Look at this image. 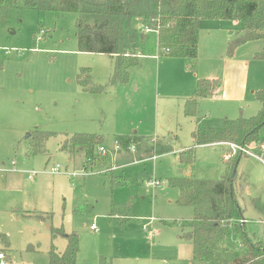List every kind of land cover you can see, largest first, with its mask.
<instances>
[{
  "label": "rangeland",
  "instance_id": "374dc122",
  "mask_svg": "<svg viewBox=\"0 0 264 264\" xmlns=\"http://www.w3.org/2000/svg\"><path fill=\"white\" fill-rule=\"evenodd\" d=\"M23 1L15 0L0 26V249L6 248L3 252L16 264H48L51 243L62 252L64 235L75 233L76 264H224L241 255L244 249L231 227L219 261L192 262L191 245L179 235L187 230L193 209L176 202L178 191L168 180L218 179L227 163L237 160L239 154L224 160L227 148L211 143L195 146L192 163L179 161L180 151L193 145V119L184 115L183 103L199 78H217L224 96L200 99L207 125L219 131L223 118L256 114L260 105L254 93L264 89V60L254 58L261 41L228 53L240 24L207 20L191 66L183 57L159 54L156 33L150 32L127 82L112 85L114 59L78 50L76 14L40 12ZM81 67H89L104 90H83L76 80ZM35 129L55 133L43 140ZM134 132L166 142L171 150L141 160L123 150L116 153L115 136ZM259 132L264 135V125ZM76 133L102 136L93 165L83 166L82 152L71 157L60 150L59 144ZM31 145L37 147L33 153ZM247 146L257 157H239L235 193L251 220L247 227L264 242V213L252 202H264V141ZM56 164L61 172H44ZM29 171L37 172L33 179ZM115 179L120 184H113ZM149 179L159 183L146 185ZM129 200L130 219L120 225L112 204ZM50 227L64 234L51 241Z\"/></svg>",
  "mask_w": 264,
  "mask_h": 264
},
{
  "label": "trees",
  "instance_id": "16d2710c",
  "mask_svg": "<svg viewBox=\"0 0 264 264\" xmlns=\"http://www.w3.org/2000/svg\"><path fill=\"white\" fill-rule=\"evenodd\" d=\"M16 6L15 0H0V26L8 19L9 10ZM23 6L40 12L55 11L74 13L75 37L77 48L82 52L107 54L114 59L108 83H125L131 67L139 63L142 42L150 32L156 33L158 52L171 57H183L191 66L198 54L199 23L203 19L236 20L240 31L228 41V53L249 41H261V50L254 58L264 60V0H24ZM77 83L83 90L100 92L104 86L95 82L89 67H81L76 74ZM220 87L217 78H199L196 88L183 103V113L193 119L191 138L193 145L179 153L181 163H192L196 145L220 142H232L247 145L251 140L264 141L259 135L264 125V89L254 95L259 102L256 114L245 118H223L220 131L213 130L200 115V99L215 95ZM37 138L47 139L55 132L35 129ZM118 150L126 151L133 160H141L171 150L167 143L153 141L137 135L115 136ZM103 141L96 133H76L64 139L60 150L73 157L82 152L83 166L93 165L97 160L96 147ZM32 146V145H31ZM135 151L131 152L130 147ZM33 151L37 147L32 146ZM228 167L218 179L173 177L168 180L170 186L177 189L176 202L193 209L187 230L180 238L191 245L192 262H215L221 259L226 249L225 238L229 228L244 252L234 256L224 264H264V242L256 238L254 229L249 230L235 193L236 165ZM113 184H120L112 180ZM254 207L264 213V202L252 200ZM130 200L124 204H112L111 212L117 216L120 225L129 220ZM51 241L57 235H63L62 228L50 227ZM67 243L62 252L51 243L48 264H76L79 249L75 233L64 235ZM6 251L7 249H0ZM5 264H16L5 254Z\"/></svg>",
  "mask_w": 264,
  "mask_h": 264
},
{
  "label": "built area",
  "instance_id": "2783aa9c",
  "mask_svg": "<svg viewBox=\"0 0 264 264\" xmlns=\"http://www.w3.org/2000/svg\"><path fill=\"white\" fill-rule=\"evenodd\" d=\"M43 32H44V30L40 29V33L42 34ZM8 52H9V50L6 48L5 53H8ZM225 144L228 146V149H226V152L222 155V158L226 161L230 160L236 154H248V155L257 156L251 152L250 148L247 145H238V144H235L232 142H226ZM117 148H119V144H116V149ZM99 150L104 151L102 146L99 147ZM60 168H61L60 165L56 164L49 171H44V172L56 174V173L61 172ZM36 174H37V172L29 171L28 177L32 179L34 176H36ZM71 175L74 176V175H76V173L72 172ZM158 183H159L158 180L152 181L151 179H149L146 181V185H150V186H156ZM90 229L91 230L95 229V225L93 223L90 225ZM5 263H6L5 262V253L0 250V264H5Z\"/></svg>",
  "mask_w": 264,
  "mask_h": 264
},
{
  "label": "crops",
  "instance_id": "0c3cea01",
  "mask_svg": "<svg viewBox=\"0 0 264 264\" xmlns=\"http://www.w3.org/2000/svg\"><path fill=\"white\" fill-rule=\"evenodd\" d=\"M207 20H209V19H203V20H201L200 21V23H199V34H198V52H200V49H201V41H202V36H201V29H202V26H206V24L207 23H205ZM213 20V19H212ZM232 21H234V23H238L236 20H232ZM143 54H142V52H140V54H139V59L141 58V56H142ZM197 56H198V54H197ZM206 78H208V77H206ZM215 95H220L221 97H223L224 96V90H223V87L220 85V87L218 88V90H217V92H216V94ZM193 122V121H192ZM207 122V121H206ZM208 124V123H207ZM194 126V125H193ZM222 127V126H221ZM212 128V127H211ZM221 130V129H220ZM219 130V131H220ZM192 132V131H191ZM132 135H137L136 134V132H134ZM131 136V135H130ZM138 136V135H137ZM147 138H150V137H147ZM152 138V137H151ZM154 138V137H153ZM152 138V139H153ZM156 138V140L158 139V141H161V140H159V138H157V137H155ZM157 142V141H156ZM164 143H166V142H161V144H164ZM226 142H220V143H217V144H219V145H223V146H225L227 149H228V146L225 144ZM262 149H263V151H264V146L262 147ZM241 157V156H240ZM257 157V156H256ZM35 177V176H34ZM33 177V178H34ZM29 178V177H28ZM32 178V179H33ZM31 179V178H30ZM236 186V185H235ZM2 251V250H1Z\"/></svg>",
  "mask_w": 264,
  "mask_h": 264
}]
</instances>
